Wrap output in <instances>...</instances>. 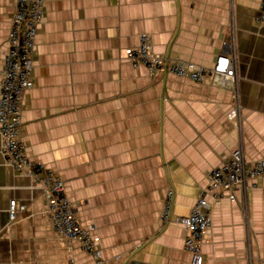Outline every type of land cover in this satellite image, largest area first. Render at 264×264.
<instances>
[{"label": "crops", "instance_id": "0c3cea01", "mask_svg": "<svg viewBox=\"0 0 264 264\" xmlns=\"http://www.w3.org/2000/svg\"><path fill=\"white\" fill-rule=\"evenodd\" d=\"M260 4L45 0L22 140L30 158L64 180L104 264H192L185 229L159 221L167 187L175 189L174 214L187 215L209 172L234 150L264 156ZM13 9V0H0V72ZM143 33L171 60L211 68L226 51L237 64V88L212 75L195 82L135 67L127 51ZM237 100L240 119H230ZM13 199L24 207L16 221ZM47 209L34 179L0 152V264H96L56 234ZM211 215L205 264H264V180L235 202L213 203Z\"/></svg>", "mask_w": 264, "mask_h": 264}, {"label": "built area", "instance_id": "2783aa9c", "mask_svg": "<svg viewBox=\"0 0 264 264\" xmlns=\"http://www.w3.org/2000/svg\"><path fill=\"white\" fill-rule=\"evenodd\" d=\"M13 4L8 48L2 56L0 72V152L6 164L31 176L42 190L56 234L69 243L77 242L95 258L96 264H104L102 250L93 237V228L83 225L77 206L66 192L64 180L43 162L30 158L25 150L22 140L23 112L27 93L34 82L37 36L45 14V0H13ZM257 21L264 24V0H261ZM229 46L224 42L225 50ZM127 59L135 67L145 66L153 76L169 73L203 82L212 75L236 88L239 81L236 61L226 51L216 58L211 68L193 61L171 60L169 56L154 51L147 33L141 34L137 47L127 51ZM236 105L229 113L230 119H240L238 100ZM259 180H264V156L249 158L240 146L209 172L207 184L201 189L189 214H174L175 189L169 185L163 197L159 221L162 226H182L186 231L184 249L191 255L192 264H205L203 244L212 225V204L223 199L235 202L239 191L246 194L250 188L257 186ZM23 210L24 207L19 206L15 199L11 200V221H16Z\"/></svg>", "mask_w": 264, "mask_h": 264}]
</instances>
